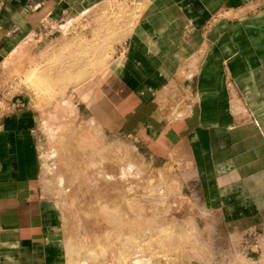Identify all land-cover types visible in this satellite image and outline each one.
<instances>
[{
  "label": "crops",
  "instance_id": "1",
  "mask_svg": "<svg viewBox=\"0 0 264 264\" xmlns=\"http://www.w3.org/2000/svg\"><path fill=\"white\" fill-rule=\"evenodd\" d=\"M124 17L131 31L73 89L75 112L172 168L202 219L219 212L251 236L264 226V0H0V70L26 45L72 27L93 39L108 34L98 20ZM40 121L31 103L6 105L0 79V264H70L64 213L42 182Z\"/></svg>",
  "mask_w": 264,
  "mask_h": 264
},
{
  "label": "rangeland",
  "instance_id": "2",
  "mask_svg": "<svg viewBox=\"0 0 264 264\" xmlns=\"http://www.w3.org/2000/svg\"><path fill=\"white\" fill-rule=\"evenodd\" d=\"M125 19L98 20L108 34L93 39L72 27L46 48L26 45L0 70L6 105L41 112L42 182L64 213L70 264H264V226L246 236L252 231L237 234L219 212L202 219L172 168L154 167L132 139L106 137L75 112L73 89L114 57L110 43L134 25ZM50 117L59 123L45 126Z\"/></svg>",
  "mask_w": 264,
  "mask_h": 264
},
{
  "label": "bare ground",
  "instance_id": "3",
  "mask_svg": "<svg viewBox=\"0 0 264 264\" xmlns=\"http://www.w3.org/2000/svg\"><path fill=\"white\" fill-rule=\"evenodd\" d=\"M125 18V17H124ZM130 32V29L129 30H127V31H125V33H123L124 34V36L125 35H127L128 33ZM19 53V52H18Z\"/></svg>",
  "mask_w": 264,
  "mask_h": 264
}]
</instances>
